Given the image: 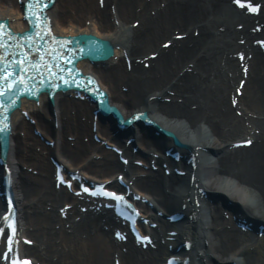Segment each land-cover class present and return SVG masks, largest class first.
<instances>
[{"label": "bare ground", "instance_id": "obj_1", "mask_svg": "<svg viewBox=\"0 0 264 264\" xmlns=\"http://www.w3.org/2000/svg\"><path fill=\"white\" fill-rule=\"evenodd\" d=\"M25 1L0 0L1 21L24 30L28 22L20 14ZM255 1L261 5L258 12L248 10L247 0L45 3L39 14L55 33H94L113 57L80 66L96 85L87 94H57L53 103L43 97L40 106L24 107L36 119V128L55 142L52 147L20 113L13 116L7 161L14 168L22 234L34 241L21 251L35 264H113L115 253L121 264H160L179 245L173 240L160 244L172 230L192 243L183 252L190 264H264V238L241 233L222 210L232 201L242 216L264 224V5ZM97 102L125 118L143 113L160 128L137 122L134 127L140 131L128 126L118 136L97 117ZM167 130L177 142L156 134ZM131 137L135 144L127 145ZM246 139L254 143L234 146ZM106 141L122 150V156ZM134 145L141 150L138 154ZM187 149L197 154L195 159ZM53 157L120 192L115 178L121 173L125 186L146 198L141 206L156 222L157 228L147 229L157 240L155 248L123 252L116 239L102 233L101 218L90 219V208L83 210L85 199L54 186ZM139 159L149 169L137 166ZM5 206L0 197V214ZM170 210L185 215L170 223L165 218ZM95 211L98 215L102 210Z\"/></svg>", "mask_w": 264, "mask_h": 264}, {"label": "snow or ice", "instance_id": "obj_2", "mask_svg": "<svg viewBox=\"0 0 264 264\" xmlns=\"http://www.w3.org/2000/svg\"><path fill=\"white\" fill-rule=\"evenodd\" d=\"M239 2V0H237ZM30 4H41V0H30ZM37 16L36 23L37 25L42 24L43 22L39 19V13L35 14ZM45 32L50 33V28L44 29ZM41 38V32L37 31L35 37H28L29 43H34ZM13 39L11 35V29L8 32L4 31L3 26H0V94H3L7 89L15 87L17 85H23L25 81L31 80V76H25V73H35L38 76L42 77V73L47 68L49 72L53 68V64L46 63L41 65V62L35 60V58L25 49V45L17 42L14 46H10L8 41ZM55 40V37H53ZM37 52L41 53V60L47 56L49 59H55L57 54L55 52L43 53L41 49H35ZM23 53V55H20ZM63 59V57H59ZM110 196H115V193H105ZM119 235V233H117ZM144 239H148L145 237ZM11 240V237H9Z\"/></svg>", "mask_w": 264, "mask_h": 264}, {"label": "rangeland", "instance_id": "obj_3", "mask_svg": "<svg viewBox=\"0 0 264 264\" xmlns=\"http://www.w3.org/2000/svg\"><path fill=\"white\" fill-rule=\"evenodd\" d=\"M48 119V118H47Z\"/></svg>", "mask_w": 264, "mask_h": 264}]
</instances>
